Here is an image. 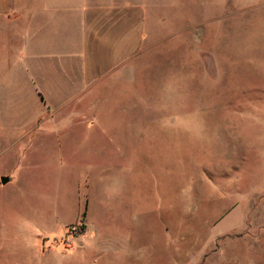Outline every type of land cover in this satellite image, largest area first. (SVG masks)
Returning <instances> with one entry per match:
<instances>
[{"label": "rangeland", "instance_id": "rangeland-1", "mask_svg": "<svg viewBox=\"0 0 264 264\" xmlns=\"http://www.w3.org/2000/svg\"><path fill=\"white\" fill-rule=\"evenodd\" d=\"M203 19L79 107L0 70V264H264V7Z\"/></svg>", "mask_w": 264, "mask_h": 264}, {"label": "crops", "instance_id": "crops-1", "mask_svg": "<svg viewBox=\"0 0 264 264\" xmlns=\"http://www.w3.org/2000/svg\"><path fill=\"white\" fill-rule=\"evenodd\" d=\"M261 7L264 0H0V36L8 35L0 70H6L8 86L24 83L48 110L75 102L79 107L95 87L118 78L159 44L160 29L173 30L176 18L190 30L193 10L205 27L209 10L235 14ZM73 108L75 115L65 120L76 123L80 116ZM42 121L40 115L29 124ZM2 177L8 176L0 182Z\"/></svg>", "mask_w": 264, "mask_h": 264}, {"label": "water", "instance_id": "water-1", "mask_svg": "<svg viewBox=\"0 0 264 264\" xmlns=\"http://www.w3.org/2000/svg\"><path fill=\"white\" fill-rule=\"evenodd\" d=\"M1 182L3 185H6L9 182V178L8 177H2Z\"/></svg>", "mask_w": 264, "mask_h": 264}, {"label": "built area", "instance_id": "built-area-1", "mask_svg": "<svg viewBox=\"0 0 264 264\" xmlns=\"http://www.w3.org/2000/svg\"><path fill=\"white\" fill-rule=\"evenodd\" d=\"M73 230L75 231V233H76V228H73Z\"/></svg>", "mask_w": 264, "mask_h": 264}]
</instances>
